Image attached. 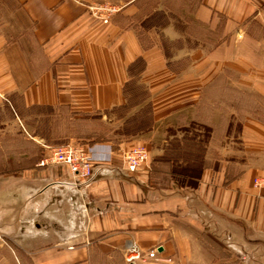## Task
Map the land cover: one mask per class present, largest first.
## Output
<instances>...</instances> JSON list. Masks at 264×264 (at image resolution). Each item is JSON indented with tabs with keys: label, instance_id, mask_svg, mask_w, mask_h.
<instances>
[{
	"label": "crops",
	"instance_id": "crops-1",
	"mask_svg": "<svg viewBox=\"0 0 264 264\" xmlns=\"http://www.w3.org/2000/svg\"><path fill=\"white\" fill-rule=\"evenodd\" d=\"M96 2L119 7L109 23L90 14ZM125 106L151 122L103 139L147 148L127 175L95 164L90 182L60 184L67 166L31 160L44 133L40 146L4 134L0 239L17 264H127L131 243L151 264H220L237 241L264 264V0H0V131L93 115L104 130ZM169 126L210 128L195 188L146 171ZM0 264L13 263L0 251Z\"/></svg>",
	"mask_w": 264,
	"mask_h": 264
},
{
	"label": "rangeland",
	"instance_id": "rangeland-1",
	"mask_svg": "<svg viewBox=\"0 0 264 264\" xmlns=\"http://www.w3.org/2000/svg\"><path fill=\"white\" fill-rule=\"evenodd\" d=\"M107 3L111 4L109 2ZM164 21L165 20L161 19L157 20V22L161 23H163ZM130 102L134 103L136 102V100L132 99ZM131 109L132 108H130V106H125L120 109H117L113 115L109 116L110 119L105 120L106 123H102V126H105L104 130L99 127L101 125L99 115H93L91 117V120L89 121L88 119L86 121H82L77 118L74 119L73 116H70L72 118H69L67 116H61V118L59 119V121H62L61 126H27L25 130H23L22 126H11L9 131H7L6 133L0 131V142L3 140V136H5L4 134L8 133H10L11 136H13V139L16 140H22L24 138L33 139L32 142L34 144H37L38 146H40V143L38 142L39 139L36 137V135L39 136L42 133H44L45 142L50 145L66 142L71 137L79 139L83 142L95 143L99 141H106L103 139L107 136H120V134L130 136L132 134L145 133L146 129L149 127V125H151V122L149 124V115L146 111L142 112L141 114L136 115L135 113V115H132L130 114L132 113ZM167 128V141L164 143L165 145L163 147L162 154L157 155V157L155 158L163 157L165 159L178 163L175 164L178 166L184 165L185 163L192 164V162H197L199 156L200 158L204 159L206 145L210 139V136H205V133L202 129H196V126H169ZM58 130H61V133H63L64 136H60ZM92 132L94 133V136L91 140L84 138L83 134ZM164 134V131H160V129L157 130V133H155V140L153 141L155 143H153L152 145L153 149L155 148L154 144H163L158 139H162L164 137ZM16 140L15 142H17ZM40 147H42L43 154L44 147L42 145ZM146 151L148 153L147 148ZM156 166L157 170H155V172H157V174L152 173L151 180L153 181V178L160 176L159 181L161 183L167 182V174L163 175L165 174L164 172L165 170H167V168H165L163 164L160 163H156L155 168ZM191 167H194V165ZM146 171L147 173L151 172L150 163ZM212 235L220 238L219 240H221L222 238L221 236L215 235V233H212ZM204 240L205 243L209 245L214 251L222 253V244L215 242L212 238L208 236H205ZM0 244L1 254L5 253L6 258H9V260H11L13 264H17V261L14 257L15 255L9 253V249L7 248L8 245H6L4 241H2V239H0ZM233 245L234 247L230 246L228 248L232 252L233 256L229 260L227 259L224 262H221L220 264H259V260L257 257L258 253L255 252V250H244L243 246L238 241Z\"/></svg>",
	"mask_w": 264,
	"mask_h": 264
},
{
	"label": "built area",
	"instance_id": "built-area-1",
	"mask_svg": "<svg viewBox=\"0 0 264 264\" xmlns=\"http://www.w3.org/2000/svg\"><path fill=\"white\" fill-rule=\"evenodd\" d=\"M90 14L99 19L102 23L110 22L112 15L119 10L115 5L107 2L94 3L88 6ZM44 152L38 162L39 166L49 164H63L68 167L72 174V180H59L57 183L67 185L90 182L96 175L98 169L95 164L101 167H108L124 175L136 172L148 160V153L144 146H132L127 149H120L118 152L108 142H83L80 140H69L56 145H42ZM118 156L119 162L115 160ZM255 187H264V175L253 179ZM155 249L149 250L153 253ZM123 259L127 264H151L145 252L141 251L134 243H131L123 252Z\"/></svg>",
	"mask_w": 264,
	"mask_h": 264
},
{
	"label": "trees",
	"instance_id": "trees-1",
	"mask_svg": "<svg viewBox=\"0 0 264 264\" xmlns=\"http://www.w3.org/2000/svg\"><path fill=\"white\" fill-rule=\"evenodd\" d=\"M196 129H202L205 133V136H210V128L208 126H196ZM85 135L84 137H90L91 135L94 136V133H85L83 134ZM95 141V140H94ZM89 143H94V142H89ZM32 153H36L34 157L31 158V160L36 161L37 163L39 162L40 158L42 157V148L38 147L36 149V151L33 150ZM31 160L29 161V163H22L23 164H27V165H33L34 163L31 162ZM156 163H160L163 164V166L165 168H167V170H165V174H168L172 177L173 180H175L180 186H187L190 188H195L198 184V180L200 178L201 175V171L203 169V167L205 166V161L203 158H198L197 162H192V164L190 163H185L184 165H175L178 163H175L174 161H170L168 159H165L163 157L160 158H155L151 163H150V171L154 172L155 170H157V166L155 168V164ZM194 167H191L193 166ZM9 169V167H5L4 170ZM3 170V171H4ZM0 173H3L2 171H0Z\"/></svg>",
	"mask_w": 264,
	"mask_h": 264
}]
</instances>
